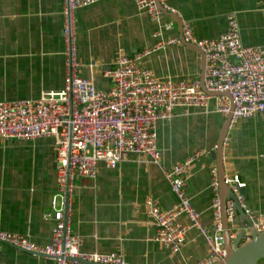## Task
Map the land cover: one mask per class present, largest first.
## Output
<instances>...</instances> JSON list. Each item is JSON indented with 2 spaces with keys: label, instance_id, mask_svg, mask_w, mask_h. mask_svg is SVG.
Returning <instances> with one entry per match:
<instances>
[{
  "label": "crops",
  "instance_id": "obj_1",
  "mask_svg": "<svg viewBox=\"0 0 264 264\" xmlns=\"http://www.w3.org/2000/svg\"><path fill=\"white\" fill-rule=\"evenodd\" d=\"M197 39L218 38L227 29V15L236 12L243 43L264 52V0H170ZM64 0H0V101L37 99L64 88L66 76ZM170 23L165 38L179 37L178 23ZM80 75L100 90L112 87L106 72L121 56H134L158 42V25L137 9L135 0H105L77 12ZM161 80L200 79L198 51L170 45L144 60ZM93 64H96L93 66ZM226 117L210 110L177 108L171 121L158 124V147L165 168L201 152L193 166L187 195L206 228L216 229L210 153L217 148ZM225 152L226 176L239 175L247 184L244 204L264 215V113L240 119L229 130ZM54 139L10 140L0 143V230L16 233L39 246L51 241L50 201L56 192ZM152 198L165 210L178 199L161 169L136 155L117 169L98 165L96 180L76 181L72 228L84 238V250L111 253L123 250L129 264H197L208 255V245L197 229L188 231L181 252L155 241L156 228L146 201ZM179 222L188 224L186 217ZM0 264H56L50 258L4 245Z\"/></svg>",
  "mask_w": 264,
  "mask_h": 264
},
{
  "label": "built area",
  "instance_id": "obj_2",
  "mask_svg": "<svg viewBox=\"0 0 264 264\" xmlns=\"http://www.w3.org/2000/svg\"><path fill=\"white\" fill-rule=\"evenodd\" d=\"M102 1L105 0H64L66 76L61 91L46 92L37 99L0 101V143L53 138L58 185L50 201L51 218L55 222L50 243L39 246L22 235L0 230V249L8 245L50 258L56 264H129L123 250L111 253L84 250V238L74 233L72 223L76 181L96 180L99 164L117 169L136 155L161 169L178 199L177 206L170 210L163 209L152 198L146 201L156 228L155 241L179 253L188 231L197 229L208 245L207 257L197 264H216L226 255L220 235L224 229L218 169H212V189L216 194L213 204L216 229L212 232L205 227L201 214L187 195L193 166L203 153H195L165 168L158 147V124L171 121L177 108L189 114L191 110L208 111L213 106L216 113L227 117L234 106L229 130L240 119L264 113V52L260 47L243 43L236 12L227 15V29L215 39H197L191 24L184 23V42L195 45L206 59L207 91L200 79L161 80L143 62L156 51L182 44L179 37L164 36L171 29L170 23L162 22L165 12L177 13L170 6V0H135L137 9L147 13L158 25L155 32L158 42L134 56L119 57L113 69L105 74L112 81V87L100 90L93 80L80 75L76 24L80 9ZM216 93L228 96L212 95ZM230 145L231 139L227 136L224 153ZM225 182L249 216L256 219L243 237V242L250 241V230L264 232V215H255L244 204L240 192L247 184L239 175H225ZM227 216L229 222L235 217L232 203H228ZM180 217H186L188 224L180 223ZM229 233L231 239L236 238L234 226Z\"/></svg>",
  "mask_w": 264,
  "mask_h": 264
},
{
  "label": "water",
  "instance_id": "obj_3",
  "mask_svg": "<svg viewBox=\"0 0 264 264\" xmlns=\"http://www.w3.org/2000/svg\"><path fill=\"white\" fill-rule=\"evenodd\" d=\"M165 15H168L175 19L178 23L179 29V38L183 45L191 47L198 51L202 57V73L200 80L202 82L203 88L205 91V71H206V59L200 49L195 45L185 43L183 40V26L184 22L177 14H172L165 12ZM213 96H221L226 94H212ZM234 111V106H232V112L225 119L224 125L221 129L220 136L218 139V144L216 150L210 153L211 157L217 163L218 169V179H219V197L221 201V217H222V226L224 231L220 233L224 249L226 251L225 257L216 264H264V232L257 233L254 230H250L251 240L243 242V237L247 232L248 228H251L256 222V219H252L251 216L247 213L246 209L243 208L242 203L239 201L237 195L232 191L229 185L225 182V170H224V141L229 134V127L232 120V113ZM241 196L245 199V190H241ZM228 203H232V208L234 210V219L232 222L228 221L227 209ZM255 214V213H254ZM259 216L260 214H255ZM235 228L237 236L235 239L230 238L229 230Z\"/></svg>",
  "mask_w": 264,
  "mask_h": 264
}]
</instances>
